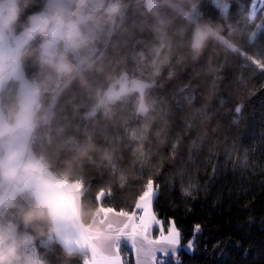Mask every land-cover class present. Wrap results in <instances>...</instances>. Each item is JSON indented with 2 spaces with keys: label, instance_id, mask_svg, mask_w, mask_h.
<instances>
[{
  "label": "trees",
  "instance_id": "obj_1",
  "mask_svg": "<svg viewBox=\"0 0 264 264\" xmlns=\"http://www.w3.org/2000/svg\"><path fill=\"white\" fill-rule=\"evenodd\" d=\"M125 3L123 23L100 44L97 63L109 74L125 70L147 81L143 94L151 110L135 111L140 94L133 91L112 106L111 118L103 110L89 116L96 91L110 81L86 71L87 84L75 80L57 101L53 127H63L60 140L73 143L54 160L55 168L63 170L77 147L94 145L73 170V179L83 185L80 203L92 208L131 212L149 182L158 186L153 209L163 221L174 219L181 232L178 255L168 264H264V0H194L200 13L194 21L161 9L171 21L165 37L171 54L158 73L148 52L161 40L147 0ZM43 4L27 0L25 6L22 0L20 24ZM252 10L256 16L250 20ZM205 22L222 39L209 40L194 57L191 34ZM141 51L148 56L144 64L133 59ZM25 72L30 78L39 74L33 58L25 61ZM196 84L210 87L206 101L194 98ZM14 88L10 82L2 98ZM105 152L110 161L102 159ZM190 240L191 251L185 247ZM35 242L44 264H84L81 253L49 236Z\"/></svg>",
  "mask_w": 264,
  "mask_h": 264
},
{
  "label": "clouds",
  "instance_id": "obj_2",
  "mask_svg": "<svg viewBox=\"0 0 264 264\" xmlns=\"http://www.w3.org/2000/svg\"><path fill=\"white\" fill-rule=\"evenodd\" d=\"M21 3L0 0V264H39L31 251L37 236L50 238L71 228L90 236L102 250L117 229L116 223L102 218L105 209L79 201L82 183L73 179V170L94 145L77 147L63 162V170L54 166V160L73 143L60 140L63 127H53L57 101L65 89L77 79L86 85L84 73L95 71L110 82L106 89L96 91L89 116L103 110L111 118L112 106L133 91L140 92L135 111L147 115L151 110L143 94L150 87L147 81L130 77L125 70L116 74L113 69L109 74L103 63H97L100 44H106L123 23L128 8L125 0H44L41 10L28 15L22 25ZM23 3L26 6L27 0ZM147 5L155 20L153 31L161 40L148 52L150 66L158 73L171 54V44L165 43L171 21L160 10L171 9L187 21L200 13L194 0H147ZM255 16L252 10L249 19ZM37 39L39 45L29 48ZM211 39H222L220 30L211 23L197 24L190 39L192 55L199 56ZM28 58L40 69L31 78L25 72ZM133 59L144 64L148 56L141 51ZM10 82L15 88L5 100L2 94ZM102 159L110 161L111 155L105 152Z\"/></svg>",
  "mask_w": 264,
  "mask_h": 264
},
{
  "label": "snow or ice",
  "instance_id": "obj_3",
  "mask_svg": "<svg viewBox=\"0 0 264 264\" xmlns=\"http://www.w3.org/2000/svg\"><path fill=\"white\" fill-rule=\"evenodd\" d=\"M158 196L159 187L149 182L145 192L134 206V210L120 213L124 219L114 239L113 254L102 258L100 264H126L121 254L122 239L130 242L131 264H167L169 254L178 255L181 232L172 218L168 219L165 230L164 221L158 218L153 209L154 201ZM154 227L158 228L155 236L152 234ZM194 231H199V225L195 226ZM192 246L191 240L185 245L189 251L192 250Z\"/></svg>",
  "mask_w": 264,
  "mask_h": 264
},
{
  "label": "crops",
  "instance_id": "obj_4",
  "mask_svg": "<svg viewBox=\"0 0 264 264\" xmlns=\"http://www.w3.org/2000/svg\"><path fill=\"white\" fill-rule=\"evenodd\" d=\"M82 189H83V185L79 195L80 202H81ZM143 193L139 196V198L143 195ZM138 199L136 201V204L138 202ZM98 207L106 210V214H102L103 219L117 224V229L113 234V239L108 243V245L104 249L98 250L95 247V243L90 236L78 232L75 229H71V228L64 229L60 233H53L49 238L50 240L58 241L68 250L77 251L81 253L84 256V264H100L102 258L113 254V250L115 247L114 239L115 236L117 235V230L122 226V222L124 219L120 215L122 211H116L110 208H104L102 206H98ZM167 225H168V221H164L165 230L167 228ZM157 232H158V228L154 227L152 234L155 236ZM120 247H121V254L124 257L126 264H131L132 257L130 255L131 253L130 242L122 239L120 241ZM169 257H175V256L169 254Z\"/></svg>",
  "mask_w": 264,
  "mask_h": 264
},
{
  "label": "rangeland",
  "instance_id": "obj_5",
  "mask_svg": "<svg viewBox=\"0 0 264 264\" xmlns=\"http://www.w3.org/2000/svg\"><path fill=\"white\" fill-rule=\"evenodd\" d=\"M130 76V75H129ZM132 77V76H130ZM134 78V77H133ZM144 90V89H143ZM138 92V91H137ZM211 89L207 85L196 84L194 86V98L197 101L204 102L208 99ZM140 94V92H138Z\"/></svg>",
  "mask_w": 264,
  "mask_h": 264
},
{
  "label": "built area",
  "instance_id": "obj_6",
  "mask_svg": "<svg viewBox=\"0 0 264 264\" xmlns=\"http://www.w3.org/2000/svg\"><path fill=\"white\" fill-rule=\"evenodd\" d=\"M99 50H100V49H99ZM99 50H98L96 56H98V54H99ZM31 251H32V254H34V255L38 258V260H39V264H44L42 258L39 256V253H38V249H37V245H36L35 240H34V242H33V246H32V250H31ZM172 260H173V259H172ZM169 261H171V258H170V257L167 258V264H168ZM175 261H176V260H175Z\"/></svg>",
  "mask_w": 264,
  "mask_h": 264
}]
</instances>
